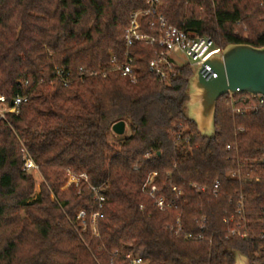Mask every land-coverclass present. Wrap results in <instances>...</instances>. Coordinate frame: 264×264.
Wrapping results in <instances>:
<instances>
[{
    "label": "trees",
    "instance_id": "16d2710c",
    "mask_svg": "<svg viewBox=\"0 0 264 264\" xmlns=\"http://www.w3.org/2000/svg\"><path fill=\"white\" fill-rule=\"evenodd\" d=\"M145 6V0H0V95L7 105L28 95L18 111L0 115V264H129L130 253L147 264H233L237 249L264 264L260 96L223 95L216 132L204 136L186 114L194 69L184 65L176 78L159 82L148 70L151 45L132 48L138 83L119 72L87 74L69 86L55 79L56 65L77 74L121 57L130 14ZM160 10L217 46L264 45V0H162ZM143 29L157 33L149 19ZM234 106L246 110L235 113ZM122 120L131 133L115 144L112 127ZM25 154L44 177L39 193ZM67 171L87 177L61 190ZM154 172L156 195L175 199L172 208L159 209L143 190ZM91 185L103 187L101 208ZM241 195L246 237L230 235ZM97 211L98 235L91 229Z\"/></svg>",
    "mask_w": 264,
    "mask_h": 264
},
{
    "label": "built area",
    "instance_id": "2783aa9c",
    "mask_svg": "<svg viewBox=\"0 0 264 264\" xmlns=\"http://www.w3.org/2000/svg\"><path fill=\"white\" fill-rule=\"evenodd\" d=\"M146 6L143 8H137L132 10L130 14L129 24L124 30V45L125 49L121 57L113 54L110 58L109 65L100 70H87L81 68L77 74H74L70 69H67L63 65H56L55 79L60 81L63 86H69L77 78H82L85 75H102L107 76L112 72H119L123 77H126L132 83H138L140 81L138 67L136 61L138 60V55L134 54L132 51L133 46L138 42L151 45L153 48V56L149 61L148 70L153 75V77L159 82H170L176 78L178 74V69L184 65H190L193 69L202 66L201 73L206 79L212 77H217V73L214 72L212 67L207 63V61L215 54L221 52L223 47L217 46L214 39L208 35H200L190 31H186L175 24L171 23L167 17L161 12L160 6L162 0H145ZM146 19H149V26L153 28L157 33L151 34L143 29V23ZM181 57L185 58L183 61ZM183 61V62H182ZM252 96V95H250ZM257 96V95H255ZM261 97V101L264 102V97ZM254 97V96H253ZM28 100V95L18 96L13 100L12 105H7L6 98L4 95H0V115L4 117L5 112H16L18 111L20 105ZM242 107L234 106L233 111L235 113L244 112ZM127 129V123H126ZM112 132L118 135L116 132ZM181 137V133L178 134V138ZM228 149H232L233 145L228 144ZM264 163V158L262 159ZM27 168H35L37 165L35 162L28 158L25 162ZM156 172L147 179L143 185V190L150 195L154 201L155 205L159 209L172 208L176 201L175 199H170L164 196L158 197L156 195L157 186L153 184V176ZM231 177H239L240 174L237 171H232L228 173ZM81 177H87L85 173L80 175ZM94 191V198L99 201V207L103 206V201L105 196L102 193L103 187H97L91 185ZM220 189V181L217 180L214 184V191ZM173 190L180 194L181 191L177 187H173ZM238 214L240 215V220L238 223L230 229V235L246 237L248 232L245 226L244 214V202L243 196L241 195L240 201L238 203ZM86 211L84 209L80 210L78 213V219L81 220V227L83 230L87 227ZM103 214L100 211L94 212L91 216V229L94 234L98 235V219ZM231 220H235V216L231 217ZM177 225L174 227L176 233L179 234L182 231V225L180 221V216L176 220ZM191 235L186 234L185 237L189 238ZM199 238L203 235L199 234ZM118 253V250L115 254ZM129 264H147L148 259L142 255L130 253L128 255Z\"/></svg>",
    "mask_w": 264,
    "mask_h": 264
},
{
    "label": "water",
    "instance_id": "95a60500",
    "mask_svg": "<svg viewBox=\"0 0 264 264\" xmlns=\"http://www.w3.org/2000/svg\"><path fill=\"white\" fill-rule=\"evenodd\" d=\"M207 63L217 77L206 79L202 66L194 69L189 78L188 97L185 103L187 117L194 121L204 136L216 132L215 116L217 102L223 95L247 93L264 97V45L229 43L213 55ZM191 96V98H189ZM118 135L126 132V122L119 121L112 127ZM233 264H262L251 261L240 250H235Z\"/></svg>",
    "mask_w": 264,
    "mask_h": 264
},
{
    "label": "rangeland",
    "instance_id": "374dc122",
    "mask_svg": "<svg viewBox=\"0 0 264 264\" xmlns=\"http://www.w3.org/2000/svg\"><path fill=\"white\" fill-rule=\"evenodd\" d=\"M245 36H248V33L245 34ZM181 59L184 61L185 58L181 57ZM182 61V62H183ZM189 98H191V96H189ZM0 108H3V105H0ZM131 132L129 130V127H128V124H127V129H126V132H125V135L124 136H127L129 135ZM117 136H120V135H116L115 136H111L110 137V140L112 142H114L115 144H117L118 140H117ZM26 157V160L30 157L27 156V154L24 155ZM36 164V163H35ZM26 167V166H25ZM27 168V167H26ZM29 170H31V172L33 173L34 175V178H35V182H36V193H39L40 192V188H41V183L44 181V177L43 175L40 173V171L38 170V166L35 167V168H27ZM64 178L66 179L65 182L62 184L61 186V190H65L67 189L70 184L72 183H75V184H78L79 181H80V178L81 176L79 174H74L70 171H67L64 175ZM52 198H54V195L52 194Z\"/></svg>",
    "mask_w": 264,
    "mask_h": 264
}]
</instances>
